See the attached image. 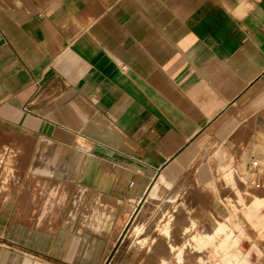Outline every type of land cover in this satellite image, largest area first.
I'll return each mask as SVG.
<instances>
[{
	"label": "crops",
	"instance_id": "0c3cea01",
	"mask_svg": "<svg viewBox=\"0 0 264 264\" xmlns=\"http://www.w3.org/2000/svg\"><path fill=\"white\" fill-rule=\"evenodd\" d=\"M0 134L63 172L60 216L55 201L38 214L58 224L28 237L17 200L1 202L0 241L17 234L50 261L101 264L109 235L85 221L187 208V194L213 207L238 171L264 168V0H0ZM59 148L53 167L44 159ZM238 199L188 237L194 221L161 227L159 262L176 251L177 264H264L256 251L230 257L243 213L264 221L262 198Z\"/></svg>",
	"mask_w": 264,
	"mask_h": 264
},
{
	"label": "rangeland",
	"instance_id": "374dc122",
	"mask_svg": "<svg viewBox=\"0 0 264 264\" xmlns=\"http://www.w3.org/2000/svg\"><path fill=\"white\" fill-rule=\"evenodd\" d=\"M11 141V139L3 141L0 134L1 144H10ZM26 145L28 148L24 147L25 153L17 155L16 165L15 163H11L10 169L0 167V203H12L14 200H17L18 212L21 213L23 219V221H17V229L27 228L29 232L27 234L28 237L34 232L40 234V236H46L49 225L58 224L59 222L48 221L49 210L46 209H49V204L53 205L55 201V215L57 218L62 212L63 194L59 192H62L63 181L57 178L62 179L63 177H59V175L62 176L63 172L62 169L47 168L45 165H42L43 163L39 164L38 157L40 155L34 154L36 146L29 141H26ZM231 148L236 153L240 151V148H243V145L240 147L231 146ZM69 154H71L70 151L67 152V155ZM253 154L258 158L257 153L253 152ZM22 155L25 161L24 164L20 160L23 158ZM62 160H64V153L61 148L53 155L51 154L48 158L44 159L46 163L53 167H58V162ZM60 167L63 168L62 162ZM28 171L35 173L34 176H31ZM250 173L252 172H249V175L246 172H237L239 177L235 180L237 184L236 188H218L219 193L215 195L216 202L213 204V207L211 204L209 205L207 198L204 200V195L187 194L183 199L187 208H176L171 204L157 202L161 206L160 208L147 204L144 213L137 214L138 212L135 211L137 207H135L130 212L131 215H126L125 219L127 220L126 222L123 221L122 224L118 221H85L81 228L82 230L88 229L103 238L109 235L106 250L108 247H110V250L107 253L105 250L101 264H177L176 251L168 255L167 262L164 260L163 263V259L159 262L161 257H159L154 247L162 240L160 228L166 225L171 230L182 233L183 229L189 227L191 222L194 221V228H190L188 233L185 234L188 237L191 233L201 228L203 223H207L213 219L222 220V217L218 214V206L228 205V203H238V198H240L242 204L240 205L246 209V205L255 199L262 198L264 200V191L257 190L254 185L259 180L264 181V168L261 171H255L257 175L254 177ZM53 180L57 181L53 182ZM222 190H233L234 192L223 193L221 192ZM26 200L29 201L27 202ZM47 201L48 203L50 201L48 205ZM194 205H198V208L192 209L191 207ZM209 206L210 208H208ZM42 207H47L45 209V217L39 219L38 214L42 210ZM242 221L243 225L240 227L242 232L239 241L240 249L233 250L231 253L234 252L235 254H231L232 256L230 257L234 259L233 255L240 256L242 253H247L248 251H256L258 254L264 255V221H257L256 218L248 216L246 211L242 215ZM96 229L100 232H96ZM142 237L146 238V242L144 245H139L137 241ZM258 239L260 240L258 241ZM14 240V242L0 241L2 247L1 253L3 252L7 255L4 262L0 264H59L38 256V253L33 252L31 249L32 247L37 248V246H32L28 241L20 242L17 239V234Z\"/></svg>",
	"mask_w": 264,
	"mask_h": 264
},
{
	"label": "bare ground",
	"instance_id": "6f19581e",
	"mask_svg": "<svg viewBox=\"0 0 264 264\" xmlns=\"http://www.w3.org/2000/svg\"><path fill=\"white\" fill-rule=\"evenodd\" d=\"M24 147L22 144L16 142V141H11L10 144H1L0 143V167L2 168H8L10 169V165L11 163H15L16 161V155L18 154H24ZM23 157V155H22ZM39 159V157H38ZM36 160V158H35ZM23 162V164L25 163L24 161V157L21 160ZM38 161V160H37ZM35 162V161H34ZM39 164L40 163L39 161ZM16 165V163H15ZM44 165V164H42ZM61 174V173H60ZM145 209V208H144ZM130 210V209H129ZM129 210H127V212H130ZM142 211V210H141ZM128 215V214H127ZM131 215V214H130ZM153 216V215H152ZM165 240V239H164ZM164 243V242H163ZM166 243V242H165ZM136 244V243H135ZM139 244V243H138ZM167 246V244H166ZM136 247V246H135ZM157 247V246H156ZM110 248V247H109ZM139 249V248H138ZM159 249V248H158ZM163 249V248H162ZM168 249V247H167ZM108 250V249H107ZM22 252L24 253V251L22 250ZM26 253V252H25ZM24 255V254H23ZM26 255V254H25ZM6 253H2V255L0 256V263L4 262L5 258H6ZM190 256V255H189ZM185 257V256H184ZM192 261V260H191ZM190 261V262H191ZM189 263V262H188ZM196 263V262H195ZM185 264V263H183Z\"/></svg>",
	"mask_w": 264,
	"mask_h": 264
},
{
	"label": "built area",
	"instance_id": "2783aa9c",
	"mask_svg": "<svg viewBox=\"0 0 264 264\" xmlns=\"http://www.w3.org/2000/svg\"><path fill=\"white\" fill-rule=\"evenodd\" d=\"M251 165L252 166H257V162L256 161H252ZM254 185H255L256 188L260 187V183H255Z\"/></svg>",
	"mask_w": 264,
	"mask_h": 264
}]
</instances>
